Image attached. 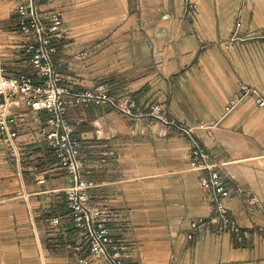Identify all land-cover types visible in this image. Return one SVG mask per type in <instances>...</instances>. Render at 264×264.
Returning <instances> with one entry per match:
<instances>
[{
	"label": "crops",
	"instance_id": "obj_1",
	"mask_svg": "<svg viewBox=\"0 0 264 264\" xmlns=\"http://www.w3.org/2000/svg\"><path fill=\"white\" fill-rule=\"evenodd\" d=\"M19 3L0 0V65L9 75L32 73ZM40 10L64 17V35L54 40L62 86L105 82L111 94L135 102L136 114L159 106L165 117L184 120L223 163L228 185L243 190L227 202L239 235L207 227L189 238L192 222L213 213L191 169L189 140L149 116L66 97L84 177L96 186L92 204L108 207L113 238L128 245L125 261L264 264V108L252 98L230 105L242 84L264 97V0H51ZM237 19L252 36L221 44ZM13 111L16 147L0 144V264H101L73 225L68 173L40 136L49 114L20 103ZM252 195L260 202L250 203Z\"/></svg>",
	"mask_w": 264,
	"mask_h": 264
},
{
	"label": "built area",
	"instance_id": "obj_2",
	"mask_svg": "<svg viewBox=\"0 0 264 264\" xmlns=\"http://www.w3.org/2000/svg\"><path fill=\"white\" fill-rule=\"evenodd\" d=\"M43 1L51 0H20L17 8L18 26L27 37L24 47L26 64L31 74L9 75L4 66L0 65V144L5 148L16 147L15 131L19 115L13 111V105L20 103L32 111H46L49 116L39 131L49 141L50 149L61 161V166L68 173L69 185L65 188L66 203L72 213L73 225L78 229L90 254L101 259V264H132L125 260L128 245L116 241L108 226V207H96L92 204V189L96 186L84 177L85 168L80 152V141L74 137V129L67 117L66 97L82 105H108L114 110L134 118L149 116L151 122L160 120L168 126L177 127L192 145L191 169L200 173L199 181L211 199L213 213L208 219H196L191 224L189 238L207 227L220 232L233 231L239 235V227L229 215L227 202L232 200L242 189H232L222 173L223 163L214 160L195 135L194 127L187 126L184 120L169 119L162 114L159 106H152L143 115L133 112L135 102L126 97L110 93L105 82L84 90L72 91L61 85L62 78L58 73L60 62L55 58L59 52L54 40L64 35V17L61 12L51 10L46 16L40 10ZM252 0H241L242 5ZM242 22L237 19L231 29L230 36L221 44L245 41L253 34L252 31L241 32ZM205 46V45H204ZM207 46V45H206ZM252 98L264 108V97L255 88L241 85V93L230 104L239 100ZM198 127H204L198 124ZM249 202L256 204L260 199L256 195L249 197ZM57 224L58 219L53 218ZM264 233V226L260 228ZM84 263L83 260H81Z\"/></svg>",
	"mask_w": 264,
	"mask_h": 264
}]
</instances>
